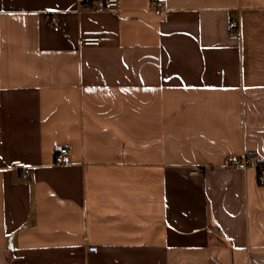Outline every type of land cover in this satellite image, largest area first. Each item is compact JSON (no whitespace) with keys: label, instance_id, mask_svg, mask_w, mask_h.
<instances>
[{"label":"crops","instance_id":"1","mask_svg":"<svg viewBox=\"0 0 264 264\" xmlns=\"http://www.w3.org/2000/svg\"><path fill=\"white\" fill-rule=\"evenodd\" d=\"M83 1L0 0V264H264V0Z\"/></svg>","mask_w":264,"mask_h":264},{"label":"built area","instance_id":"2","mask_svg":"<svg viewBox=\"0 0 264 264\" xmlns=\"http://www.w3.org/2000/svg\"><path fill=\"white\" fill-rule=\"evenodd\" d=\"M107 7L111 9H115L118 6V0H107ZM153 10L156 14L162 15L165 11V5L162 2H156L153 5ZM232 27L236 28L238 27L237 23H234ZM82 43L85 45H98L100 43V38L99 37H86L82 39ZM67 148L62 147L59 148L56 151L55 154V163L56 164H66L68 162L67 159ZM250 165L249 160L243 156L241 159H238V157H230L228 160V166H233V167H240V168H246ZM198 169L195 168L194 172H197ZM25 172H28L27 169H25ZM263 171L260 170V174ZM97 247L96 246H90L87 248L88 251H96Z\"/></svg>","mask_w":264,"mask_h":264},{"label":"trees","instance_id":"3","mask_svg":"<svg viewBox=\"0 0 264 264\" xmlns=\"http://www.w3.org/2000/svg\"><path fill=\"white\" fill-rule=\"evenodd\" d=\"M95 0H84L83 3H89L92 4Z\"/></svg>","mask_w":264,"mask_h":264}]
</instances>
